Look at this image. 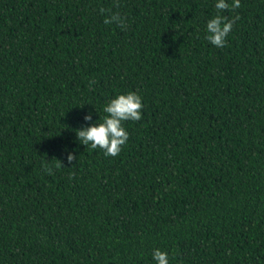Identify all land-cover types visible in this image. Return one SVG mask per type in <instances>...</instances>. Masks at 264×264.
<instances>
[{
  "label": "trees",
  "instance_id": "1",
  "mask_svg": "<svg viewBox=\"0 0 264 264\" xmlns=\"http://www.w3.org/2000/svg\"><path fill=\"white\" fill-rule=\"evenodd\" d=\"M117 2L0 0V264H264V0L223 48L217 0ZM129 91L120 154L81 144Z\"/></svg>",
  "mask_w": 264,
  "mask_h": 264
},
{
  "label": "clouds",
  "instance_id": "2",
  "mask_svg": "<svg viewBox=\"0 0 264 264\" xmlns=\"http://www.w3.org/2000/svg\"><path fill=\"white\" fill-rule=\"evenodd\" d=\"M241 6L240 0H232L231 5L227 0H217L215 9L217 14L206 23L205 39L214 47H226V38L233 29L236 21L240 19L239 15H235L231 19L222 12L235 10ZM114 7H119L117 0H114ZM101 15H105L103 23L114 24L121 29H126V18L118 11L113 12L111 9H99ZM96 83L95 80L89 81L90 86ZM143 103L141 97L136 93L129 91L125 94H118L111 99L104 107L103 112L106 114L100 122L95 121L88 127H81L75 131L77 140L84 146L90 145L92 149L99 148L105 156L116 157L122 151V147L129 139L128 132L123 126L125 121H140L142 119L141 112ZM85 122L92 121L91 114L83 117ZM77 157L72 153H68L67 162L72 164ZM47 161V160H46ZM55 167L57 169L64 168L60 160L55 159ZM45 171L51 174V168L44 165ZM71 178V177H70ZM152 259L156 264H169L168 253L160 249H154Z\"/></svg>",
  "mask_w": 264,
  "mask_h": 264
}]
</instances>
